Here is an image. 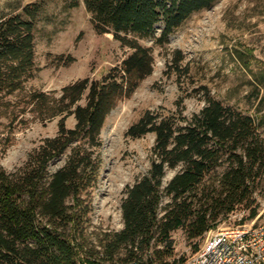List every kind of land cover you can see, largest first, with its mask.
<instances>
[{
    "label": "trees",
    "instance_id": "16d2710c",
    "mask_svg": "<svg viewBox=\"0 0 264 264\" xmlns=\"http://www.w3.org/2000/svg\"><path fill=\"white\" fill-rule=\"evenodd\" d=\"M82 1L94 30L112 35L131 53L101 80L82 79L60 92L26 88L36 71L43 3L0 17V121L13 133L28 124L27 116L42 123L60 119L58 134L45 139L23 167L8 172L0 159V264H178L169 262L175 231L198 240L240 207L251 210L250 219L257 217L256 195H264V116L257 121L244 115L206 87L195 91L203 93L205 106L191 117L184 114V98L175 111H147L126 135H155L150 168L125 189L123 230L94 240L88 233L90 197L102 167L103 128L118 104L154 72L153 49L141 40L168 44L187 20L218 0ZM79 5L73 0L70 7ZM158 25L163 30L156 38ZM184 60L181 51L174 52L173 69L179 72ZM255 79L263 86L264 72ZM71 117L72 129L66 125ZM10 145V135L0 133V149ZM68 150L65 165L51 172V163ZM179 168L164 187L167 172Z\"/></svg>",
    "mask_w": 264,
    "mask_h": 264
},
{
    "label": "rangeland",
    "instance_id": "374dc122",
    "mask_svg": "<svg viewBox=\"0 0 264 264\" xmlns=\"http://www.w3.org/2000/svg\"><path fill=\"white\" fill-rule=\"evenodd\" d=\"M72 1L0 0V17L28 4L44 5L35 32L36 71L26 84L28 91L60 92L82 79L101 80L131 53L112 35H99L83 1L77 0L79 7L71 8ZM162 30L163 26L158 25L156 38ZM141 44L153 49L154 72L132 97L118 104L103 128L102 167L90 197L92 213L88 233L93 239L105 232L123 230L121 205L125 189L146 175L150 168L155 135L135 140L126 135L147 111H175L177 101L184 98V114L191 117L205 106L203 93L195 91L206 87L224 105L257 121L264 116V85L260 86L255 79L264 72V0H218L213 8L187 20L170 36L168 44L157 45L155 38L141 40ZM176 51H181L185 57L179 72L172 67ZM27 118L28 124L13 133L6 120L0 121L2 136L11 137L8 149L5 152L0 149L1 163L8 172L23 167L45 139L58 134L59 118L48 123L32 116ZM66 125L74 128L75 118H69ZM260 134L264 138V125ZM70 154L68 150L53 161L51 172L63 167ZM180 169L167 172L164 187ZM167 202L168 198L165 204ZM254 207H257L256 218L250 219L251 210L240 207L198 240H189L182 229L175 231L172 233L174 255L169 262L187 261L221 231L261 225L264 223L263 194L256 195ZM155 250H163V247Z\"/></svg>",
    "mask_w": 264,
    "mask_h": 264
},
{
    "label": "built area",
    "instance_id": "2783aa9c",
    "mask_svg": "<svg viewBox=\"0 0 264 264\" xmlns=\"http://www.w3.org/2000/svg\"><path fill=\"white\" fill-rule=\"evenodd\" d=\"M184 264H264V223L213 235Z\"/></svg>",
    "mask_w": 264,
    "mask_h": 264
}]
</instances>
